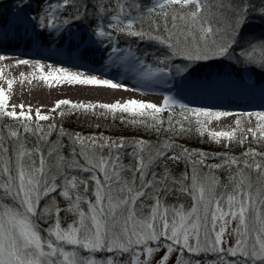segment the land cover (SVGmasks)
<instances>
[{"label": "snow or ice", "instance_id": "1", "mask_svg": "<svg viewBox=\"0 0 264 264\" xmlns=\"http://www.w3.org/2000/svg\"><path fill=\"white\" fill-rule=\"evenodd\" d=\"M68 8L75 11L64 15ZM224 8L223 0L219 4L215 0H150V6H146L144 0H109L107 4L101 3V0H97L95 4L88 0L83 4L80 0H48L47 9L34 18L33 27L40 30L42 38L46 34L53 40L60 39L67 32L72 42L77 38L71 33L70 25L83 20L96 23L95 15L89 19V11L99 12L109 22L106 25L98 23L90 35L107 39L112 44L111 54L117 60H127V56L134 54L129 50L127 56L118 55L123 50L112 41L115 32L141 40L147 38L168 49V55L158 58L155 67L144 65L138 58L135 64L127 66L128 70L139 72L143 81L168 83L164 78L169 76L187 80L191 75V63L208 60H233L236 64L243 65L245 70L255 68L264 72V39L249 40L246 42L247 47L241 44L245 40L248 12L252 9L241 0L239 6L229 5L230 12L225 17ZM257 11L264 16V4ZM217 12L220 13L219 16ZM145 23L148 25L147 31L144 30ZM49 29L52 31H48ZM87 43L81 41L77 47L83 51ZM257 49L261 53L258 63L252 55ZM112 55L109 56L110 59ZM173 57H181L188 63H171ZM6 58L0 54V60ZM17 63L29 64L30 61L20 60ZM35 64L40 71L39 79L49 83V86L55 81L57 84L67 82L127 91L138 90L129 89L109 78L85 76L82 72L69 71L64 67L53 69L49 65L50 70L44 73L43 65L39 61ZM137 64L140 65L139 68L136 67ZM12 84L13 81L9 80V89ZM150 86L151 84L141 85L145 88ZM8 99L5 90L0 88V113L14 119L32 120L30 106L27 113L23 110V105L20 106L19 113L15 111V106L13 110L7 111ZM61 106L84 112L100 108L111 113L151 118V123L135 118L129 123H139L157 132L164 130L174 133H183L185 125L180 121H176L174 125L173 116L169 114L168 127L165 129L164 119L160 115L165 111L179 108V115L185 120H188L187 114L214 117L217 120L232 115L226 111L190 107L171 95H164L159 104L135 99L98 105L60 100L50 111H56ZM64 115L65 112H60L61 118ZM241 115H254L259 120H264V112ZM35 119L39 122L53 117L42 114L37 109ZM38 122L20 125L26 134L24 140L27 139V134L36 137V144L32 148L26 147L20 132L11 130V126L9 137L15 138L12 144L5 146L3 137L0 136V264H124L116 256L99 262L94 257L85 258L78 254L80 250L90 254L107 252L120 256L129 253V264H169L173 252L180 254L176 264H183L180 256L184 255L185 250L197 255L202 250H212L242 258L231 264H264V163L249 164L245 161L244 169L231 177V190L221 194L216 188L218 182L214 177L207 181L197 174L196 165L202 163V160L193 161L191 176L184 174L179 181L171 177L166 166L163 175L158 178L154 170L156 164H163L168 159L180 160L192 154L188 149H183L182 153L169 156V150L176 147L174 143L165 141L148 145L143 140L134 141L132 162L123 165L120 156V150L126 147L123 138L105 142L103 137L84 138L78 133L67 134L61 127L60 136L69 135L72 141L70 156L81 157L84 161L82 164L79 159H66L57 147L51 146L49 138L57 129V124L52 123L45 128ZM239 123L238 120L237 124ZM261 128L264 130V125ZM187 130L191 131L190 128ZM211 135L230 138L233 133L222 131L212 132ZM44 143L49 144L47 149L40 147ZM104 149H108L106 155L103 153ZM5 155L8 156L7 160L4 159ZM199 155L203 157L207 154L201 152ZM227 163L229 166L238 165L236 158ZM210 167L219 168L221 165ZM73 168L91 175L87 179H81L71 174ZM252 169L256 172L255 179L251 176ZM97 173L102 174L103 178ZM149 175L151 179H148ZM61 180L62 184L59 183ZM90 180L94 181V200H85L84 194L90 190ZM169 183L179 185L180 193H187L191 198L192 203L187 209L183 204L169 208L162 203L160 197L170 191ZM58 188L61 189L59 195L67 201L66 208H61L50 197ZM6 197L13 204L5 203ZM45 197L50 199L41 208L40 202ZM85 203L86 211L82 207ZM62 213L74 216L66 228L62 227ZM226 217L237 220L238 226L234 230L237 236L234 246L225 249L221 245L225 243L223 236L226 228L222 225L217 230L216 222L220 220L227 224ZM39 220H54L46 229L47 239L42 237L38 229L36 221ZM162 241L165 251L157 258L154 253L160 251ZM150 242H155L156 247L150 246ZM64 245L74 246V250L66 251Z\"/></svg>", "mask_w": 264, "mask_h": 264}, {"label": "rangeland", "instance_id": "2", "mask_svg": "<svg viewBox=\"0 0 264 264\" xmlns=\"http://www.w3.org/2000/svg\"><path fill=\"white\" fill-rule=\"evenodd\" d=\"M150 2V0H147ZM92 0H90V3ZM25 6V7H24ZM23 7L24 9H28L30 12L32 11L31 15L29 16L30 20H34V18H37L39 15L42 14L43 10H46L48 7V0H13L8 6H6V9L8 10V14L14 15V11L16 9H20ZM69 9V8H68ZM71 9V8H70ZM17 11V10H16ZM75 11V9H73ZM24 18L27 20L24 16ZM90 18V17H89ZM83 21H88L89 20H83ZM78 23H81L82 21H75ZM99 23L98 20H96V23L93 24L94 27L97 26ZM147 26V25H145ZM148 27H146L144 30L147 31ZM264 31V30H263ZM156 34V33H153ZM249 35V34H247ZM125 39L121 41L122 43L124 42V45H126L125 49L130 50L134 52V55L140 57V59L143 60H148V62L152 64H157L158 58H161V56H156L155 54H152L153 50L149 49V47L145 44H139V38L136 37H131L124 35ZM253 35L250 36H245V39L251 40ZM105 39V38H104ZM145 41H152L147 38L144 39ZM112 41L116 42L114 37L112 36ZM245 41V40H243ZM119 42V41H118ZM156 42V41H153ZM117 43V42H116ZM121 43V44H122ZM158 45L159 43L156 42ZM161 45L162 52L160 53L161 55L164 54L165 51L168 53V49L166 48L165 45ZM239 50V49H237ZM155 52V51H154ZM153 52V53H154ZM152 55V56H151ZM178 59V64H185L188 63L187 61L183 60L181 57H174ZM173 59V58H172ZM260 58H257V63ZM154 63H153V62ZM152 64H149L150 66ZM153 66V65H152ZM156 66V65H154ZM153 66V67H154ZM191 68V75L194 76L193 74L196 75V73H200L201 69L206 70L207 72L214 73L216 71L218 72H228L229 71H238L242 70V72H246L250 79L253 81L255 80V77L253 72L251 70H245L243 65H238L236 64L233 60H208V61H199V62H193L190 64ZM50 70V69H49ZM253 70V69H252ZM214 71V72H212ZM254 71V70H253ZM264 76V75H262ZM174 90H171L169 94L173 97L177 98L173 92ZM75 99V98H74ZM72 100L68 99L69 101H72L73 103H83V104H112L107 100H95V99H80V100ZM138 100L136 98H130L129 100ZM140 101H145V102H153L152 100H140ZM162 101V100H161ZM161 101L155 102L157 104L161 103ZM190 107H199V108H204L208 110H213V111H225V109H213V107L206 106V105H200L198 103H190L187 101H182L179 100ZM126 102V101H125ZM120 103H124L120 102ZM7 111L13 110V108L8 107L6 108ZM234 110V109H233ZM231 110L230 113L232 115L227 116V118H230V129H222L221 131L218 130L217 128H214V123H215V118L214 117H204V116H196L192 114H187L188 115V120H185L184 117L179 115L180 109L178 108L176 110H168L165 111L164 113L160 114L162 118L164 119V128L166 129L168 127V116L169 114H172L173 116V124L175 125L176 121H180L185 125V131L183 133H174V132H168V131H163V135L169 134V138L163 137V142L168 141L172 137V141L176 139V136H189L188 139L185 141H193L195 142L196 146L201 147V152L206 153V156L201 157L199 155V152L195 153L193 152V156L191 157V164H190V169H189V176H191L193 172V161H203L202 163H198L196 165V172L198 175L201 177H204L207 179V181H211V179L214 177L215 180L218 182L216 184V188L219 191V171L221 170L222 172L228 174L226 176H235L238 171L244 169V162L247 161L249 164L253 163H264V130H262L261 126L264 125V120H259L256 116H246V115H241L242 113H257V112H264L263 109H253V110H247L244 112V110L236 109V110ZM238 110V111H237ZM60 112H65V115L63 118L60 116ZM75 112V114H69ZM167 113L166 115H163ZM47 115H50L53 117V119H50L48 121H36L35 117L32 116L31 121H24L23 119H14L5 116L3 113H0V136L3 137V142L5 146H9L12 144V142L15 140V138H10L9 137V131H10V126L11 130H18L21 135V140L26 146H31L30 143H33L34 141L36 142V137L32 136L31 134H27V139L24 140V136L26 135L23 132L22 125L23 123H30V124H35V123H40L42 126L47 128L49 124L55 123L57 124V129L53 132L52 136L49 138V141L51 142V146L57 147L58 144L61 143V145H67L72 147V141L69 139V135H64L60 136L59 129L62 127L67 134H80L84 138H91L95 137L99 139L100 137L105 138V142L108 141H119L120 138H123L126 142V147H132L133 145V140H136L135 138H138V140H143L145 142H148L152 139V141L158 140L157 137L160 134V131L157 132L153 128L150 127H145L142 124H131L129 121L133 118L140 120V119H145L148 123H151V118H145V117H133L131 114L128 113H111L108 112L105 109H91L88 110L87 112H84V110H72L67 106H61L60 109H56V111H51ZM121 117H124L122 120ZM240 121L239 125L237 124V121ZM68 121V123H67ZM199 121V123H198ZM71 124V125H70ZM220 127V126H218ZM124 128V129H123ZM178 128V125H177ZM190 128L191 131H188L187 129ZM251 129V131H249ZM147 131H154V135L148 136L146 134ZM222 131H227V132H232L233 136L228 138V137H213L211 135L212 132H222ZM189 134V135H188ZM140 135V136H139ZM134 138V139H133ZM151 138V139H148ZM174 138V139H173ZM160 141V140H159ZM65 143V144H64ZM71 143V144H70ZM174 143V141H173ZM176 143V142H175ZM174 143V144H175ZM160 144L156 143L155 145ZM183 145V144H182ZM185 145H183L184 147ZM40 147L47 149L49 147L48 143L41 144ZM79 146L77 145V148ZM185 148V147H184ZM105 150V149H104ZM108 151V149L106 150ZM115 151V150H113ZM200 152V153H201ZM245 153H249V155L245 156ZM61 154L66 158V159H79L81 163L83 164L84 161L81 157H71L70 156V150L68 152H62ZM232 158H236L238 161L237 164H232L229 166L227 162H230ZM5 160L8 159V156L5 155L4 157ZM190 159V158H189ZM205 159H210L212 160L211 162L206 161ZM226 164V165H223ZM228 164V165H227ZM211 165H221L219 168H211ZM157 167H162V165H158ZM78 170L80 173L84 172L81 171L78 168H75ZM248 172L249 170H245ZM91 174V173H90ZM100 175V178L102 179V174L97 173ZM184 174H187V172ZM188 175V174H187ZM251 176L253 179H255L256 172L255 169L251 170ZM230 177V178H231ZM149 179V176H148ZM94 185V181L91 182ZM190 183V181H188ZM231 183V179L229 180V186ZM224 189V187H223ZM227 190L230 191L231 187H227ZM93 191H89L90 195H88L87 200H94L93 196ZM220 192V191H219ZM88 193V194H89ZM223 194V193H221ZM185 195V194H184ZM92 196V198H91ZM86 197V196H85ZM188 202L187 203H177V204H167L165 202H162L165 206L171 208V207H178L179 205L183 204L185 205V208L187 209L192 201L191 198L186 194ZM86 199V198H85ZM10 202L8 204H13V201L9 198ZM151 203V202H148ZM259 207V206H258ZM227 206L225 203V210ZM85 211L87 210V206L84 208ZM227 224L224 223V221L217 220L216 222V229L219 230V228L223 225L226 228V232L223 236V240L225 243L221 245V247H224L225 249L228 246H234L235 240L237 239V236L235 234V229L238 226V221L231 219V217H226ZM38 226V224H37ZM62 227L66 228L67 226ZM38 229L41 232L42 237L47 239V232L46 229L39 228ZM214 235V233H213ZM203 238V236H202ZM150 246L156 247L155 242H150ZM66 251H73L74 246L71 245H64ZM139 251V249H137ZM165 249L163 248V241L161 242V249L160 251L154 253L155 257H159L163 255V252ZM79 255L85 257V258H96L97 261L101 259H105L110 256H116L118 260H123L124 264H129L130 260V254L129 253H124L122 256L117 255L115 253H107V252H98V253H87L84 252L83 250H80ZM180 254L177 252H173L170 255L169 258V264H176L177 261V256ZM141 259H144L143 256H141ZM241 257L237 255L236 257H232L230 255H227L225 253H217L212 250H202L198 255L194 253H188L185 250L184 255L180 256V260L183 262V264H231L232 261H241Z\"/></svg>", "mask_w": 264, "mask_h": 264}, {"label": "bare ground", "instance_id": "3", "mask_svg": "<svg viewBox=\"0 0 264 264\" xmlns=\"http://www.w3.org/2000/svg\"><path fill=\"white\" fill-rule=\"evenodd\" d=\"M34 20L25 19L18 12L8 17L4 14L0 15V54L7 57L0 60V88H3L9 97L7 108L15 106V111H21V105L24 111L29 112L35 117L37 109L42 114L47 115L54 108L57 101L60 100H80L95 99L107 100L110 103L125 102L130 98L138 100H152L153 102L161 101L164 95H170L173 85L169 77H165L168 83L158 81H143L140 73L128 70L129 64H135L137 56H127V60L119 61L116 56L112 55L110 59V51L104 46H100L93 42L88 36L91 30L87 26L75 30L70 26L71 33L76 36V41L70 42L69 33L65 32L60 39L53 40L52 37L46 36L42 38L40 30L33 27ZM48 31H52L49 29ZM63 31V30H61ZM12 39H16L14 42ZM81 41H87V46L81 51L77 44ZM69 52H73L83 60L85 65L75 64L66 65L60 58ZM139 59V58H138ZM20 60H28L29 64H18ZM144 65H147L145 60ZM39 61L43 65L44 73L49 71V65L52 68L64 67L69 71L82 72L85 76H97L100 79L109 78L114 82L124 84L129 89H138L127 91L124 89H112L107 87L69 84L61 82L57 84L55 81L49 83L39 79L40 71L37 69L35 62ZM115 62V63H114ZM137 68L140 65H136ZM13 81L11 89L8 87V81ZM142 84H151L150 87H141ZM259 84V83H258ZM247 73L238 75V79L234 85L230 82L213 83H189V80L182 81L181 85L175 91L177 98L186 100H197L200 105L213 107V109H225L226 112L236 110L233 107L224 106L223 104L208 105L207 102L212 99H219L226 95L231 89L232 96H244L246 98H256L255 101L264 97V87L260 88ZM174 90V89H173ZM241 110H253L254 106L247 105L239 108ZM233 110V111H234ZM264 110V109H263ZM238 111V110H237ZM231 118V117H230ZM230 118L227 116L220 119L215 118L214 128L218 130L230 129ZM220 126V127H218Z\"/></svg>", "mask_w": 264, "mask_h": 264}, {"label": "trees", "instance_id": "4", "mask_svg": "<svg viewBox=\"0 0 264 264\" xmlns=\"http://www.w3.org/2000/svg\"><path fill=\"white\" fill-rule=\"evenodd\" d=\"M0 1H3V0H0ZM5 1V0H4ZM85 2V0H80V3L83 4ZM88 2L90 3V0H88ZM97 2V0H92L91 4H95ZM109 2V0H101V3H105L107 4ZM221 2V0H215V3L219 4ZM223 3L225 5V8L223 9V14L224 16H228L229 15V12H230V8H229V5L231 6H239L241 4V0H223ZM243 3L248 5L249 8L252 9V11L248 12V19H247V27L245 29V36H250V35H253L251 41H258V40H261V39H264V16H261L257 9H259L261 7L262 4H264V0H243ZM144 4L146 6H150V2L147 1V0H144ZM73 11V9L69 8L67 9V11L64 13V15H69L71 14ZM93 15H95V18L96 20L100 22H103L105 25L109 22L108 19L101 13L99 12H96V13H93L91 10L89 11V19L91 20ZM217 15L219 16L220 13L217 12ZM88 22V21H86ZM90 26L94 29L95 27L93 26L94 23H90ZM161 25H163V20L160 21ZM145 25H147V23H145ZM144 25V29L147 26ZM249 34V35H247ZM113 37L116 38V40L118 41H123L125 39V36H123V34L121 33H118V32H115L113 34ZM247 39H245V41H241V44L244 45L245 47H247ZM123 44V43H122ZM139 44H145L149 47V49L153 50V52H151L152 54H155L156 56H161V58H164L165 56L168 55L167 51L164 52L163 55H161L160 53L163 51L162 48H161V45L157 44L156 42H153V41H148V40H141L139 39ZM237 53H239V50H237ZM252 55L254 57L257 58H260L261 56V53L260 51L257 49L255 52L252 53ZM152 56V55H151ZM259 62V61H258ZM171 63H176L178 64V59L177 58H174L172 59ZM254 72L256 74H260V75H264V72H260L258 70H256L255 68L253 69ZM176 111L175 112H179L177 111L178 108L175 109ZM167 113L163 114V115H166ZM68 123V121H67ZM71 125V124H70ZM124 129V128H123ZM163 131H160V134L159 136L157 137L158 140H155V141H152L151 138H148V139H151L150 141L147 142L148 145H155L156 143H162L163 142V137H167L169 138V134H166V135H163L162 133ZM154 131H147L146 134H148V136H152L154 135ZM73 134V132L71 133ZM189 135V134H188ZM140 136V135H139ZM177 138L174 139V143L176 145V147L172 150H169L168 152V155L169 156H173V155H176V154H179V153H182V150L183 149H188L190 153H192L191 155H186L184 156V158L180 159V160H171V159H168V160H164L163 164H156L154 166V170L157 172L158 174V178L159 176L163 175L164 173V167L166 166L167 169L169 170L170 174H171V177L175 180H181L182 176L184 175V171L185 173L187 172V174L189 175V167H190V162H191V157L193 156V152L197 153V152H201V147L199 146H196V144H194L195 142L193 141H185L186 139L189 138V136H176ZM138 138H141L140 137H137L135 138L136 140H133V141H138ZM134 139V138H133ZM160 140V141H159ZM172 141V137L170 139H168V142L170 143H173ZM31 146H26L28 148H32L36 142L34 141L33 143H30ZM65 144V143H64ZM71 144V143H70ZM185 145L183 147V145ZM72 145V144H71ZM57 148L60 150V152L62 151L63 153L64 152H68L69 150H71V146H67L66 144L65 145H61L58 144L57 145ZM107 149L103 150V153L106 155L107 154ZM132 147H125L123 149L120 150V156H121V161H122V164L123 165H129L131 162H132V156H131V153H132ZM190 158V159H189ZM206 161L208 162H211L212 160L210 159H205ZM158 165H162V167H157ZM223 165H226V164H223ZM228 165V164H227ZM222 170V169H221ZM219 171V175L217 176L218 179H219V191L220 193H224L226 190H227V187L229 188V180L231 179L230 177L231 176H226L228 174L222 172V171ZM71 174H74V175H77L79 178L81 179H87L90 177V173L88 172H79L78 170H76L75 168H73L71 170ZM149 179H151V176L149 175ZM92 181L90 180L89 181V188L90 190L89 191H92V189H94V185L91 183ZM59 183H63V181H59ZM185 183H188V181H185ZM231 184V183H230ZM224 187V189H223ZM169 188H170V191L167 193V194H162L161 195V201L162 202H165L167 204H177V203H187L188 202V199L186 196L187 193H183L181 194L180 191L178 190L179 189V185H173L171 183H169ZM61 191V189H57V191L55 193H51L50 194V197L51 198H54L56 203L61 207V208H66L67 207V201L59 195V192ZM89 193V192H88ZM84 194V196H86L85 200L88 199V195H90V193L88 194ZM185 194V195H184ZM50 197H45L41 200L40 202V207L43 208V206L45 205V203H47L50 199ZM92 198V196H91ZM4 202L5 203H8L10 202L9 198H4ZM148 202H151V201H148ZM86 203L82 205V207H86ZM62 217H63V223L62 225L63 226H67L68 223H71L74 216L73 214L71 213H62ZM36 223L38 224L39 228H42V229H47L51 224L54 223V220H48V221H44V220H39V221H36Z\"/></svg>", "mask_w": 264, "mask_h": 264}]
</instances>
